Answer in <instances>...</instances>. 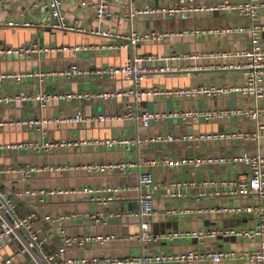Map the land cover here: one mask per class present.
Returning <instances> with one entry per match:
<instances>
[{"label": "built area", "instance_id": "1", "mask_svg": "<svg viewBox=\"0 0 264 264\" xmlns=\"http://www.w3.org/2000/svg\"><path fill=\"white\" fill-rule=\"evenodd\" d=\"M120 0H96L94 2L80 1V5L90 7L94 13L95 25L91 28L82 30L69 25L65 22L62 15V0H0V12H8L18 6H22L26 11L48 8L53 20L40 25L28 21L11 20L8 25L11 28H50L65 32H84L97 35L111 40L112 43L102 46L108 50H122L127 54V59L120 66L100 67L93 70H86L70 65L60 71L48 72H17L0 69V90L4 84H21L25 80L37 78L40 82L61 77L66 80L78 79L83 76H93L105 81H112L115 78H122L130 82L131 85L125 90L111 93H88L75 92L64 94H49L37 91L34 95L24 93L1 94L0 105L10 106L35 102L38 108L43 109L52 101L63 100L66 102L90 100L98 98L101 100L123 99L126 106L123 112L113 114L82 115L76 112L71 117L35 120H4L0 121V129L21 127L40 133L38 141L28 140L17 143L0 144V154L8 152L25 153L33 152L36 154H50L61 150H74L76 148L93 147L112 150H122L130 152L145 146L166 147L171 144H182L188 147L201 148L206 144L220 143L231 140L255 141L264 136V125L260 118L264 115V108L259 107L258 103L264 98V47L260 44V34L264 33V26L258 24L260 11L264 9L262 0H245L243 2H233L232 0H218L209 6L200 5L193 0H172L165 5L145 6L138 10H132L131 0H124L122 7H127L124 16L129 23L130 29L124 34H113L109 30H102L103 21L110 20L111 7L119 4ZM200 12L232 14L248 18L251 22L249 26L230 25L213 30H192L188 33L185 30H158L151 28L143 32H136L132 28V18L134 15L145 17L165 16L167 18L186 19L190 14ZM203 34L219 35H249V47L239 52L207 53L200 56L197 54H176L154 55L140 54L137 49L145 44H162L167 40L184 39L186 36L193 37ZM56 49V50H55ZM96 50L88 46L76 45L73 47H57L53 49H42L37 44H28L19 47L0 46V63L7 56L26 57L32 53L44 52H79ZM202 58L217 59L230 58L237 59L235 65L225 66V69H236L244 72L245 81L240 86H214V85H195L187 88H163L154 85L149 88L140 87L141 83L153 76L174 77L184 72H194L199 67L197 65H186L187 62H197ZM228 94H241L244 98L254 101L252 108L241 107L237 109H205L196 110L191 108H171L161 111L159 109L136 108V102L143 98L175 99L179 101H193L198 99H217ZM131 99V101H129ZM132 100L134 103H132ZM238 117L252 123V132L238 130L217 131V132H185L176 135L171 132L156 131L148 135L136 134L129 136H116L108 139L96 140H74L64 139L50 141L43 136L45 126L49 124H96L104 125L111 122H124L134 125L136 130H148L153 125H166L167 122L181 123L190 126L202 120L205 123H227L231 118ZM161 166L171 170L186 169L190 172L209 170L214 168L226 167L238 170V177L225 181L205 180L201 183L187 180H169L164 186L157 184L153 180L152 169ZM137 169V181L131 186L117 187L105 184L98 187H82L79 189L52 188L43 189L37 187H21L9 189L4 186V178L9 175H17L25 182H29L32 176L41 173H60L67 169H77L91 175H105L109 173L132 172ZM145 168V169H144ZM143 169V170H142ZM219 187L226 188L223 192L231 199L247 200L256 198L264 200V155L259 151L244 150L239 153L229 155H195L190 157H177L174 159L150 158L147 164H140L132 160L117 161L112 163L88 162L71 167L66 165H51L45 163L43 166L15 164L10 167H0V249L10 245L13 241L19 244L12 254L3 258L0 264H16V262L27 256L33 264H156L163 261H172L177 264H193L195 262H205L210 264H221L228 260H241L246 264H264V204L247 203L242 206H228L219 208H200L198 212L203 213H238L245 216H255V220L247 228H210L201 227L187 231H175L168 235L156 234L150 230L148 220L156 214L153 208L154 192H162L164 198L184 199L189 189L198 190V196L202 197L205 191L218 195ZM135 192L137 194V211L135 213L122 212L114 206L100 213H61L47 214L39 213L35 209L45 206L49 199L55 196H81L88 202L107 207L109 204L116 205L124 198V193ZM24 202L28 211L17 216L19 204ZM192 212V210H184ZM168 215L175 214L173 209L167 212ZM135 219L138 222L139 231L128 238L136 240L143 247L155 248L161 240L187 239L191 241L203 242L221 238L222 240L237 239L255 244L254 247L242 252L227 250H207L203 252L187 251L184 253L163 255L141 254L138 256H127L125 258L111 257H92V258H72L66 259V251L71 248H83L89 243H105L116 240L120 237L115 235L106 236H78L68 232L66 226L70 222L77 220H89L96 225H108L115 222H125V220ZM127 238V239H128ZM56 241V243H55ZM55 243V244H54ZM54 244V250L49 248Z\"/></svg>", "mask_w": 264, "mask_h": 264}, {"label": "crops", "instance_id": "2", "mask_svg": "<svg viewBox=\"0 0 264 264\" xmlns=\"http://www.w3.org/2000/svg\"><path fill=\"white\" fill-rule=\"evenodd\" d=\"M83 0H62V15L67 24L72 25L80 30L91 28L95 25L94 13L90 7L83 8L80 5ZM94 2L96 0H84ZM172 0H131L130 7L132 10H138L145 6L165 5ZM194 2L209 6L218 0H193ZM233 2H243L245 0H232ZM264 1V0H262ZM124 0H120L119 4L111 7V19L103 21L102 30H109L113 34H124L130 29L129 23L124 16L127 12V7H122ZM47 9V10H45ZM28 21L40 25L50 23L53 18L48 8L39 10L26 11L22 6L8 12H0V46L19 47L28 44H37L42 49H53L61 47H73L76 45L88 46L96 50L79 51V52H44L39 51L32 53L26 57L7 56L0 63L2 71L11 70L17 72H48L60 71L70 65H76L81 69L93 70L100 67L120 66L127 59V54L122 50H108L101 48L112 43L111 40L102 38L97 35H92L84 32H65L53 30L50 28H11L8 21L11 20ZM250 20L245 17H240L232 14L200 12L190 14L186 19L167 18L165 16L145 17L134 15L132 18V28L136 32L156 28L158 30H174L181 29L188 33L194 30H215L224 28L230 25L249 26ZM258 24L264 26V9L260 11ZM249 35H212L203 34L195 37L188 35L182 40L172 39L167 40L162 44H145L141 45L137 52L140 54L168 55L177 53L172 46L187 44V54H197L200 56L207 53H229L239 52L249 47ZM260 44L264 47V33L260 34ZM56 50V49H55ZM183 52V51H182ZM183 54V53H182ZM237 59H206L202 58L197 62H189L190 65H197L199 68L194 72H184L174 77L153 76L145 79L140 87L149 88L154 85H159L163 88H187L195 85H214V86H240L245 81L244 72L236 69H225V66L238 64ZM188 63V62H187ZM192 75H195L193 81ZM59 81V82H58ZM131 83L124 81L122 78H115L112 81H105L93 76H83L78 79L66 80L61 77L49 78L40 82L37 78L25 80L21 84L9 83L4 84L1 94L24 93L34 95L37 91H43L49 94H64L75 92L96 93H111L122 91L130 87ZM131 101V99L129 100ZM126 100L123 99H108L101 100L91 98L90 100H79L66 102L63 100L52 101L43 109L38 108L35 102L2 106L0 105V121L4 120H35V119H53L71 117L76 112H81L82 115H97V114H113L123 112L126 106ZM132 103L134 101L132 100ZM254 101L244 98L241 94H228L217 99L205 100L198 99L193 101H179L175 99H159L143 98L136 102V108L142 109H159L161 111L171 108H191L196 110L205 109H237L241 107H254ZM259 107L264 108V98L259 101ZM260 122L264 125V115L260 118ZM187 129L181 123H173L169 121L166 125H153L148 130H142L128 125L124 122H111L104 125L96 124H49L44 128L43 136L50 141H59L64 139L74 140H96L108 139L116 136L132 137L136 134L148 135L156 131L171 132L176 135L185 132H217L228 131L234 132L241 130L242 132H252L254 127L252 123L238 117H233L227 123H205L200 120L194 125H190ZM41 138L40 133L32 130H26L21 127L0 129V144L17 143L28 140L38 141ZM244 150L259 151L264 155V136H261L255 141L249 140H231L222 141L220 143L206 144L201 148L188 147L182 144H171L166 147L145 146L138 149L125 152L122 150L112 149H97L91 147L76 148L74 150H61L50 154H36L33 152L14 153L8 152L0 154V167H10L15 164L20 165H36L43 166L45 163L51 165H66L77 166L88 162L112 163L117 161L132 160L146 165L150 158L174 159L177 157H190L195 155L212 154V155H229L239 153ZM145 169V168H144ZM143 170V169H142ZM153 180L159 185L164 186L169 180H178L187 182V180L195 182L225 181L237 178L238 170L235 168H214L209 170L190 172L186 169L171 170L161 166L153 168ZM4 181V186L9 189L21 187H37L43 189L62 188V189H79L82 187H98L105 184H110L117 187L131 186L137 181V169L132 172L125 173H109L105 175H91L77 169H67L60 173L41 172L32 176L29 182H25L17 175H9L1 178ZM198 190L189 189L184 199L164 198L162 192L154 198L153 208L156 214L152 216L148 222L150 230L156 234L168 235L175 231H187L191 229L206 227L210 228L217 226L219 228H247L250 227L255 216H245L238 213H201L202 209H216L220 206H242L247 203L264 204V200L259 201L256 198L247 200L231 199L223 192L226 188L219 187V193L211 194L206 190L202 197L198 196ZM137 194L135 192L124 193L122 201L114 204H109L107 207H102L88 202L81 196H55L45 206L36 207L39 213L61 214V213H100L107 209H113L114 206L122 212L135 213L137 211L136 203ZM173 209L175 214L168 215L167 212ZM192 210L190 213L184 210ZM28 211L24 202L19 204L18 210L15 213L17 216H22ZM68 232L85 237L115 235L120 237L116 240H110L103 244L89 243L83 248H71L66 251L65 258H92V257H111L125 258L127 256H138L141 254L149 255L161 253L163 255L184 253L187 251L203 252L207 250H227L233 252H242L255 246V244L246 242L245 240L229 239L222 240L221 238L213 240H204L203 242L191 241L187 239L179 240H161L156 244L155 248L143 247L136 240L128 238L139 231L138 222L135 219H127L125 222H115L108 225H96L89 220H77L67 224ZM128 238V239H127ZM56 243V241H55ZM54 243V244H55ZM54 244L49 248L54 250ZM19 247V244L13 241L10 245L0 249V261L6 256H9L14 250ZM16 264H33L27 256L19 259ZM156 264H177L172 261H163ZM193 264H210L205 262H195ZM221 264H246L241 260H228Z\"/></svg>", "mask_w": 264, "mask_h": 264}, {"label": "rangeland", "instance_id": "3", "mask_svg": "<svg viewBox=\"0 0 264 264\" xmlns=\"http://www.w3.org/2000/svg\"><path fill=\"white\" fill-rule=\"evenodd\" d=\"M45 10H47V9H45ZM183 46H182V49L183 50H181V45L180 44H177V45H174V47L172 46V48H173V50L175 51V52H177L176 54H179V55H182V53L183 54H187L188 53V51L186 50L187 48H186V46L185 45H187V44H182ZM183 51V52H182ZM188 55V54H187ZM186 65H190V63L188 62V63H186ZM192 78H193V81L196 79L195 78V75H192ZM59 82V81H58ZM189 127H191V126H187L186 128L187 129H190ZM158 194L159 193H155V197H157L158 196Z\"/></svg>", "mask_w": 264, "mask_h": 264}]
</instances>
